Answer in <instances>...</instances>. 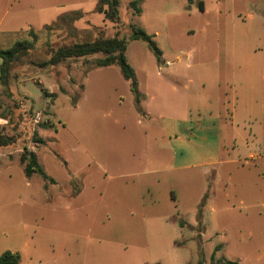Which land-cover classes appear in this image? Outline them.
I'll use <instances>...</instances> for the list:
<instances>
[{"label": "rangeland", "instance_id": "374dc122", "mask_svg": "<svg viewBox=\"0 0 264 264\" xmlns=\"http://www.w3.org/2000/svg\"><path fill=\"white\" fill-rule=\"evenodd\" d=\"M130 1L119 0V22L115 24L114 33L125 38L124 54L135 72H139L144 64L156 65L153 62L156 57L144 41L129 39L132 26L141 27L146 32L160 29L170 43L184 46V51L191 55V47L204 46L205 68L190 71L182 63L181 73L212 74L217 50L229 41V32L237 28V23L246 22L248 14L259 15L264 11V0H203L206 11L199 9L194 1L141 0L139 12L129 7ZM9 3L10 0L4 5L0 3V18ZM45 34L46 39L42 40L44 59H39L36 52L31 56L28 54L10 68L8 86L0 83V133L12 137L11 143L0 146V163H7L6 157L9 156L22 165V168L20 164L9 167L10 179L5 168L0 169V204H6V217H11L15 224H26L28 240L37 237L35 246L43 253L38 257L21 250L18 264H30V260L36 264H144L147 261L209 264L212 255L214 260L264 264L263 235L244 239L240 235L243 225L229 224L232 220L219 222L216 213L211 211V206L216 205L205 190L194 206L190 189L184 187L198 189L196 180L193 185L189 180L184 184L169 175L172 186L170 193L169 190L166 192L165 201L168 203L163 205L162 196L160 204H156L151 202L147 193H136L131 182L133 177H116L124 169L130 172L134 167L139 170L150 167L143 141L147 137L146 122L142 118H131L132 107L127 99L122 102L116 98L118 92L128 90L129 83L114 65L119 75L117 79L113 76L105 80L103 87L95 91L100 106H95L91 100L85 101L81 105L80 117L72 107L81 91V84L75 85L76 69L83 73L90 67L92 59L57 67L39 66L47 59L46 53L74 37L67 26ZM27 35L28 39L32 38L30 31ZM96 108L100 110L94 111ZM38 113L40 118L36 121ZM121 115H129L127 122H120ZM83 118L87 124L81 129V137L85 143L88 141L89 154L96 155L108 177L98 173L91 161V184L86 185L80 201L70 203L69 194L74 190L71 187L68 190L67 169L61 165V160L77 163L72 158L80 152L66 126L69 128L73 122H83ZM35 148H40V166L58 180L61 194L49 187L50 182L46 181L45 185L38 174L26 177L30 187L24 186V170H21L24 164L20 161V154L24 149L34 151ZM161 156L165 162L169 158L167 152ZM30 196L44 197V200H39L41 202L35 208L24 213L22 203L24 199L31 200ZM231 202L238 204V200ZM167 212L173 214L174 222L164 220ZM160 231L174 237L172 242L178 245L170 248L166 242H160V245L159 239L154 237ZM233 237L243 249H237ZM29 243L31 246L35 244L33 240ZM7 245L18 247L14 239ZM216 246L218 250L215 251Z\"/></svg>", "mask_w": 264, "mask_h": 264}, {"label": "crops", "instance_id": "0c3cea01", "mask_svg": "<svg viewBox=\"0 0 264 264\" xmlns=\"http://www.w3.org/2000/svg\"><path fill=\"white\" fill-rule=\"evenodd\" d=\"M8 1L0 0V3L4 5ZM193 1L197 2L199 9H203V0H187L188 3ZM98 2L10 0L0 18V49L9 48L15 40L28 38L27 32L30 31L36 35V43L29 55L36 52L39 59H44L42 40L46 39L45 32L58 31L63 26H67L74 36L65 44L109 37L114 34L115 24L97 9ZM236 27L229 32V41L221 50H217L212 74L193 72L191 75L181 73L182 63L190 71L198 67L205 68L204 46L191 47V55L184 51V46L170 43L160 29L147 31L161 50L160 60L153 58L155 60L151 62L156 65L144 64L139 72L134 71L141 94L137 106L129 80L128 90L118 92L116 98L122 102L126 98L132 107L130 117L136 120L137 117L142 118L146 122L144 129L147 137L143 141L150 167L142 170L134 167L130 172L124 169L116 177H133L131 182L136 187V193H147L151 202L156 204H160L162 196L163 205L168 203L165 201L166 192L169 190L170 193L172 186L169 175L179 178L184 184L189 180L190 185H193V180H196L198 189L184 187L190 189L194 206L205 190L210 201L216 205L211 206V211L216 213L217 220L221 223L232 220L229 224L243 225L240 235L250 240L264 236V11L259 15L248 14L247 21L237 23ZM113 76L115 79L119 76L114 65L92 68L83 73L77 68L75 85L81 84V91L72 105L73 111L82 117L81 105L87 100L99 107L100 98L95 95V91ZM99 110L96 108L94 111ZM128 118L129 115H121L119 120L127 122ZM82 120L71 123L69 128L66 126L80 152L78 157L73 155L72 158L77 163L71 164L60 159L61 165L67 169L68 190L70 187L74 190L69 194L70 203L80 201L84 197L86 185L91 184V161L96 165L98 173L108 177L107 170L96 159V155L89 154L91 148L88 141L85 143L81 137V129L87 124L85 118ZM39 149L30 151L35 154L40 166ZM165 152L169 154L166 162L161 156ZM6 159L8 162L0 163V169L5 168L10 179L9 167L20 163L11 160L9 156ZM42 170L47 176V179L41 177L43 183L46 185V181L50 182L49 187L61 194L58 180ZM36 174L33 172L30 176ZM26 177L24 173V186L30 187ZM183 194H187V191H183ZM30 198L28 201L24 199L22 203L24 213L35 208L41 202L39 200H44V197ZM172 198L175 200V197ZM233 200H238V204L231 202ZM4 205L0 204V254L5 250L18 254L21 250H27L31 255H43L35 246L38 238H31L35 243L31 246L29 242L32 240H28L26 224H15L11 217H6ZM164 220L172 223L175 219L172 213L167 212ZM154 237L159 239V243L166 242L167 248L178 245L172 242L174 237L164 232L160 231ZM13 239L17 240L18 247L7 245ZM232 240L238 244V250L243 249L236 237ZM232 261L240 264L236 260ZM156 263L159 264L147 261V264ZM30 264L36 263L30 260Z\"/></svg>", "mask_w": 264, "mask_h": 264}, {"label": "trees", "instance_id": "16d2710c", "mask_svg": "<svg viewBox=\"0 0 264 264\" xmlns=\"http://www.w3.org/2000/svg\"><path fill=\"white\" fill-rule=\"evenodd\" d=\"M140 1L141 0L130 1L129 7H132L136 12H139L140 9L138 3ZM104 6H106V8H104ZM118 7L119 0H99L97 5V9L104 12L105 17L114 22V24L119 22ZM30 36L32 37L31 39H18L15 40L9 48L0 49V83L2 86H8L9 71L12 65L21 61L23 58L28 57L29 52L34 48L36 35L33 32H30ZM129 39L144 41L147 47L153 52L157 60H160V48L153 39L152 35L147 33L143 28L132 26ZM125 48V38L120 37L118 32H115L111 37L96 38L90 42H75L72 44L60 43L53 50L49 51V53H46L48 56L47 59L38 65L57 67L69 62L87 61L89 59H92V63L90 64V67L86 69V71L96 67L117 65L122 76L130 82V90L134 96L137 106L141 94L137 88L134 70L126 60L124 54ZM11 142L12 137L5 136L4 134L0 133V146L8 145ZM20 161L24 164L23 170L26 176H30L31 173L37 172L39 175H41V177L47 179L46 174L38 165L36 156L32 151L24 149L23 153L20 154ZM181 225H183V223H181ZM18 261L19 254L16 252L5 250L0 254V264H18ZM210 264H237V262L229 260H214L212 255Z\"/></svg>", "mask_w": 264, "mask_h": 264}, {"label": "built area", "instance_id": "2783aa9c", "mask_svg": "<svg viewBox=\"0 0 264 264\" xmlns=\"http://www.w3.org/2000/svg\"><path fill=\"white\" fill-rule=\"evenodd\" d=\"M39 118H40V114L38 113V114H36V116H35V120L38 121Z\"/></svg>", "mask_w": 264, "mask_h": 264}]
</instances>
